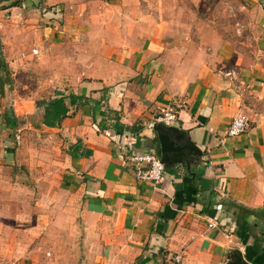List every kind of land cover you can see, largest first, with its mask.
<instances>
[{
	"label": "crops",
	"instance_id": "crops-1",
	"mask_svg": "<svg viewBox=\"0 0 264 264\" xmlns=\"http://www.w3.org/2000/svg\"><path fill=\"white\" fill-rule=\"evenodd\" d=\"M174 1L0 0L3 56L15 69L36 50L40 99L66 97L59 127L45 125L36 103L32 109L65 144L64 184L80 200L93 264H171L175 254L181 264H227L233 250L264 264V0L258 54L201 20L178 22ZM70 94L87 102L70 103ZM168 106L177 112L172 125L202 155L188 168L165 167L159 182L141 181L129 155H160L149 124ZM237 114L250 128L228 136ZM197 168L205 189L195 186Z\"/></svg>",
	"mask_w": 264,
	"mask_h": 264
},
{
	"label": "rangeland",
	"instance_id": "rangeland-1",
	"mask_svg": "<svg viewBox=\"0 0 264 264\" xmlns=\"http://www.w3.org/2000/svg\"><path fill=\"white\" fill-rule=\"evenodd\" d=\"M258 1L175 0L174 11L178 22L188 16L189 24L201 20L246 47L247 54H258L253 49L261 30ZM31 52L26 65L9 68L12 88L6 85L0 94V123L9 108L21 114L15 125L0 128V264H93L85 253L80 200L64 184L65 144L42 125L41 109H32L45 94V78ZM23 98L30 101L25 106Z\"/></svg>",
	"mask_w": 264,
	"mask_h": 264
},
{
	"label": "built area",
	"instance_id": "built-area-1",
	"mask_svg": "<svg viewBox=\"0 0 264 264\" xmlns=\"http://www.w3.org/2000/svg\"><path fill=\"white\" fill-rule=\"evenodd\" d=\"M36 53V50H33ZM177 119V112L172 106L165 107L155 116L154 120L149 124L153 127L156 123L164 125H172ZM250 128V121L244 114H237L232 117L227 129L228 136H238L246 133ZM131 164L134 167V173L137 179L144 182H159L162 179L165 170L164 164L160 160V155L155 150L141 151L132 150L129 155ZM213 226L212 223L209 224ZM171 264H181V255L175 254L172 257Z\"/></svg>",
	"mask_w": 264,
	"mask_h": 264
},
{
	"label": "water",
	"instance_id": "water-1",
	"mask_svg": "<svg viewBox=\"0 0 264 264\" xmlns=\"http://www.w3.org/2000/svg\"><path fill=\"white\" fill-rule=\"evenodd\" d=\"M153 128L158 138L160 160L165 167L181 163L188 168L191 163L199 160L202 151L186 131L177 126L162 123L154 124ZM227 260V264H251L239 250H233Z\"/></svg>",
	"mask_w": 264,
	"mask_h": 264
},
{
	"label": "trees",
	"instance_id": "trees-1",
	"mask_svg": "<svg viewBox=\"0 0 264 264\" xmlns=\"http://www.w3.org/2000/svg\"><path fill=\"white\" fill-rule=\"evenodd\" d=\"M12 79H11V73L8 67V64L4 60V56L2 53V46L0 43V94H4L5 86H11ZM65 96L61 93L58 94V96L54 98H50L48 100H38L36 102L37 107L42 108L44 111V121L45 125L47 127H59L62 120L68 115V106L65 101ZM70 103H76L77 106L84 105L87 102V99L75 95L70 94L69 95ZM95 108H98V104H95ZM3 119L5 122V125L7 126H13L18 121V116L15 115L12 108H9L7 111L3 114ZM115 127L118 129H132V127H125L124 125H116ZM75 156V155H73ZM196 168V167H195ZM167 169V168H166ZM169 170V169H168ZM194 170V169H193ZM196 170V169H195ZM198 172L196 174L195 178V186H199L198 183L201 185L200 188L205 189L209 186V182L201 177L202 170L198 169Z\"/></svg>",
	"mask_w": 264,
	"mask_h": 264
}]
</instances>
